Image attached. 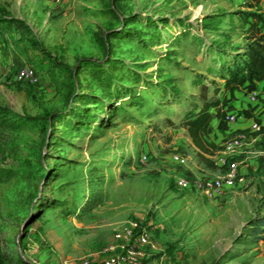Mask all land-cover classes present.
Returning <instances> with one entry per match:
<instances>
[{"label":"rangeland","instance_id":"rangeland-1","mask_svg":"<svg viewBox=\"0 0 264 264\" xmlns=\"http://www.w3.org/2000/svg\"><path fill=\"white\" fill-rule=\"evenodd\" d=\"M260 4L0 0V264H102L129 221L150 234L142 264H264L262 141L219 196L175 184L220 175L226 135L201 159L184 123L229 96L222 64L264 33Z\"/></svg>","mask_w":264,"mask_h":264},{"label":"built area","instance_id":"built-area-1","mask_svg":"<svg viewBox=\"0 0 264 264\" xmlns=\"http://www.w3.org/2000/svg\"><path fill=\"white\" fill-rule=\"evenodd\" d=\"M15 78L17 81L37 82V74L32 68L18 70ZM255 98L256 94H251L249 103L254 102ZM240 116L235 113L226 115L223 121L226 126L224 132L235 124ZM251 138L253 141L264 140V125L259 121H253L247 128L226 135L223 152L214 159L215 166L220 170L218 177L203 179L181 174L175 180L177 189L212 199L225 190L238 186L243 179L239 173V162L236 158L244 153L247 139ZM172 160L179 168L185 167L187 163V160L179 155L173 156ZM147 247H153L148 229L135 221H129L115 232L111 243L104 249L105 259L102 264H142L145 257L144 249ZM76 264H89V262L83 261Z\"/></svg>","mask_w":264,"mask_h":264},{"label":"trees","instance_id":"trees-1","mask_svg":"<svg viewBox=\"0 0 264 264\" xmlns=\"http://www.w3.org/2000/svg\"><path fill=\"white\" fill-rule=\"evenodd\" d=\"M249 1L255 4L260 2L264 3V0ZM254 39L255 42L249 46L246 52H243L241 55L238 53L233 54L236 61L230 66H226L225 62L222 64V68L224 66L226 67L228 75H231V73L236 75L231 81H226V85H228L229 82H232V86L228 88L230 98L233 97L234 92L240 91L246 82L252 83L253 81L258 80L261 75H264V33H260L257 38L254 37ZM227 96L228 95L225 92L223 101L220 102L219 99H216L214 102H206L201 110L196 112L193 117L189 118L184 123V127L187 130L191 143L201 159H204L205 156H213L217 149L216 145L208 140L213 120H219L222 129L226 130L223 121L226 117L224 111L226 104H224V101ZM211 109L215 111L213 114L210 113ZM238 115H243L245 118H251V115L246 111H241ZM262 142L264 144V140Z\"/></svg>","mask_w":264,"mask_h":264},{"label":"crops","instance_id":"crops-1","mask_svg":"<svg viewBox=\"0 0 264 264\" xmlns=\"http://www.w3.org/2000/svg\"><path fill=\"white\" fill-rule=\"evenodd\" d=\"M259 7L264 14V4H260ZM3 38H8V35L4 34ZM3 38L0 36V41H2ZM1 45L2 44H0V47ZM253 93L256 94V98L254 102L249 103V96ZM224 104H226L224 107L226 115L232 113L238 114L241 111H246L251 115V118H245L243 115H241L237 119V122L231 125L226 132H222L219 120H213L210 129L211 133L209 132L208 135L209 141H218L222 133L228 135L233 134L240 129H245L253 121H259L264 125V75H261L258 80H255L252 83L246 82L240 91L234 92L232 98L227 96Z\"/></svg>","mask_w":264,"mask_h":264}]
</instances>
